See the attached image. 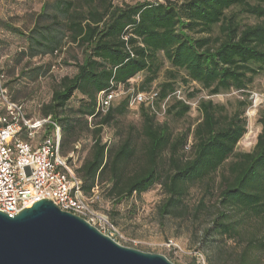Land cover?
I'll return each mask as SVG.
<instances>
[{"label": "trees", "instance_id": "trees-1", "mask_svg": "<svg viewBox=\"0 0 264 264\" xmlns=\"http://www.w3.org/2000/svg\"><path fill=\"white\" fill-rule=\"evenodd\" d=\"M233 6L264 18V4L250 0H54L42 5L26 34L27 47L31 56L78 50L72 56L76 72L61 78L42 113L59 123L60 153L82 180L87 197L99 186L119 203L160 184L166 193L161 216L210 217L203 230V239L216 247L209 264H264V116L253 149L236 150L248 131L247 91L253 78L264 73V21L243 24L237 14L227 13ZM166 61L172 69L170 80L159 84V101L177 89L180 71L184 82L200 86L188 93L190 98L202 90L210 95L236 90L246 99L233 112L201 99L202 118L192 139L189 133L175 134L141 104L140 126L129 125L116 139L104 140V127L128 111L129 98L122 97L103 114L96 110L98 94L119 84L150 91ZM139 73L145 76L135 85L131 80ZM77 93L81 97L71 104ZM189 110L190 104L177 98L166 108L178 117ZM83 131L91 134L92 144L74 165L70 154L80 151L76 145ZM196 185L204 191L191 207L186 199ZM230 241L234 245L228 249Z\"/></svg>", "mask_w": 264, "mask_h": 264}, {"label": "rangeland", "instance_id": "rangeland-1", "mask_svg": "<svg viewBox=\"0 0 264 264\" xmlns=\"http://www.w3.org/2000/svg\"><path fill=\"white\" fill-rule=\"evenodd\" d=\"M54 0H0V67L7 78V85L16 99L25 105L28 117L32 119L42 118V107L49 103L54 89L65 75H73L77 68L72 56L77 53L75 48H66L60 53L31 56L28 50L26 34L37 21L38 14L45 2ZM144 0H114L115 3H135ZM182 1V0H178ZM252 3L264 0H250ZM229 14H237V18L243 24H255L264 21L241 10L240 6H233L227 10ZM8 25L18 27L24 34L11 30ZM215 27V33H218ZM172 69L166 61L160 70L157 79L153 82V88L159 90V84L170 80L169 70ZM176 88H182L183 95L190 101V110L182 117H178L167 111L158 116L160 123H167L175 134L191 133L195 125L201 120L202 115L198 109L201 99H212L215 103L226 105L228 112L238 108L239 101L246 99L241 92L236 90L222 91L220 94L210 95L202 90L195 97L190 98L188 93L195 88H200L195 82L183 81L185 73H177ZM145 74L139 73L131 82L139 85ZM248 99L251 104L246 108L247 133L236 146L237 151H250L253 149L257 135L261 130L260 118L264 116V73L256 75L250 84ZM81 97L79 93L74 96L71 104H77ZM125 97L120 96L118 101ZM176 102L171 97L169 104ZM118 102H116L117 104ZM92 123V120H88ZM141 116L139 106H130L128 111L117 117V121L104 127V140H114L122 131L124 133L129 125L140 126ZM48 133L53 134L50 129ZM23 137V136H22ZM190 139L187 145L190 144ZM79 152L73 153V164L79 165L88 155L92 144L90 133L83 131L80 134ZM188 150V147H186ZM203 188L199 185L193 187L186 201L191 207L196 205L203 195ZM166 199V193L160 184H157L141 194H133L131 197L115 203L107 197L105 192L98 187L95 189L93 205L96 211L105 219L96 222L103 233L111 236L122 245L139 250L160 253L167 256L176 264H209L215 251V245L209 240L203 239V230L209 225L210 217L199 214L197 216H161L160 206ZM234 244L230 241L227 247ZM225 264H229L228 262Z\"/></svg>", "mask_w": 264, "mask_h": 264}, {"label": "built area", "instance_id": "built-area-1", "mask_svg": "<svg viewBox=\"0 0 264 264\" xmlns=\"http://www.w3.org/2000/svg\"><path fill=\"white\" fill-rule=\"evenodd\" d=\"M124 94L128 96L130 106L145 104L157 116L166 112L171 97L190 103L184 97L182 88H177L159 101L156 88L143 92L133 86L125 88L124 84H119L116 89L110 88L98 94L97 112L106 113ZM50 129L53 134L48 133ZM61 141L62 132L57 121L50 117L32 119L27 116L24 103L12 97L0 67L1 211L14 216L47 198L62 210L79 215L93 225L105 219L93 207L95 195L87 197L84 194L82 180L77 177L68 158L61 155Z\"/></svg>", "mask_w": 264, "mask_h": 264}, {"label": "water", "instance_id": "water-1", "mask_svg": "<svg viewBox=\"0 0 264 264\" xmlns=\"http://www.w3.org/2000/svg\"><path fill=\"white\" fill-rule=\"evenodd\" d=\"M0 264H176L128 247L85 218L41 199L19 213L0 210Z\"/></svg>", "mask_w": 264, "mask_h": 264}]
</instances>
